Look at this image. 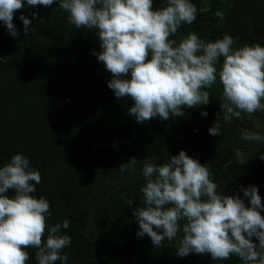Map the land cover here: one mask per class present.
Here are the masks:
<instances>
[{
	"label": "trees",
	"instance_id": "1",
	"mask_svg": "<svg viewBox=\"0 0 264 264\" xmlns=\"http://www.w3.org/2000/svg\"><path fill=\"white\" fill-rule=\"evenodd\" d=\"M24 2L13 18L19 36H11L0 21V167L23 154L39 171L41 183L32 195L50 202L48 225L69 221L62 233L72 238L63 250L69 256L66 264H243L235 255L225 261L213 260L208 253L177 256L182 232L157 248L147 235L137 236L133 213L143 203L144 160L162 165L181 150L208 168L218 192L238 195L250 207L241 186L255 185L264 204L263 140L245 141L241 135L245 130L264 132V111L252 117L242 113L228 123L221 118L220 134H209L221 111L217 77L210 89H203L210 93L207 105L184 108V115L168 120L153 117L138 123L129 114L134 102L117 98L108 87L112 74L94 55L101 51L94 30L69 24L58 0L51 6ZM190 2L197 8L196 20L182 24L170 39L179 43L195 32L215 42L228 34L234 49L264 46V0ZM166 3L153 0V9ZM33 12L38 13L35 19ZM21 14L32 21L29 28L34 31L27 35ZM125 78L130 79V73ZM205 111L207 116L202 115ZM133 157L135 172H119ZM260 212L264 216V208ZM252 240L258 246V239ZM26 251L27 264H38L36 249Z\"/></svg>",
	"mask_w": 264,
	"mask_h": 264
},
{
	"label": "clouds",
	"instance_id": "2",
	"mask_svg": "<svg viewBox=\"0 0 264 264\" xmlns=\"http://www.w3.org/2000/svg\"><path fill=\"white\" fill-rule=\"evenodd\" d=\"M54 2L26 0L28 6ZM58 6L68 13L69 24L94 30L101 42V51L94 55L112 74L108 87L117 98L134 102L129 114L138 123L153 117L168 120L170 115H184V108L207 105L210 93L203 89H210L217 77L222 84L221 111L209 134H220L221 118L228 123L233 117L242 118V113L252 117L264 111V46L257 43L234 49L235 41L228 34L215 42H206L195 32L179 43L170 39L182 24L196 20L197 8L190 0H167L155 10L153 0H58ZM24 7V0H0V21L13 37L20 35L14 14ZM216 15L223 18L220 12ZM31 16L35 19L38 13ZM20 20L25 35L34 31L29 18L21 14ZM129 73L130 79L125 78ZM241 135L245 141L262 139L248 130ZM136 164L133 157L119 172H135ZM142 172L143 203L133 213L138 237L147 235L159 248L165 238L170 242L182 232L179 257L208 253L213 260L225 261L235 255L243 264H264V216L260 212L264 204L255 185L241 186L251 205L246 207L238 195L218 192L208 168L184 150L162 165L145 159ZM40 183L39 171L29 166L23 154H15L0 167V264H27L29 248L36 249L38 264H66L69 259L63 250L72 238L62 234L69 221L48 225L50 202L32 195ZM10 191L14 195L9 196ZM132 203L129 199L128 205Z\"/></svg>",
	"mask_w": 264,
	"mask_h": 264
},
{
	"label": "rangeland",
	"instance_id": "3",
	"mask_svg": "<svg viewBox=\"0 0 264 264\" xmlns=\"http://www.w3.org/2000/svg\"><path fill=\"white\" fill-rule=\"evenodd\" d=\"M261 34L264 35V32L261 33ZM198 106H200V105L194 106L193 108L198 107ZM259 134H260L261 137H262L261 141L263 140V146L261 147V149H260L259 152H260V154H264V132L261 130V131L259 132ZM240 154H241V156H243V157L246 156L245 153H244V151H243V152H240ZM250 154H252V153H250Z\"/></svg>",
	"mask_w": 264,
	"mask_h": 264
}]
</instances>
